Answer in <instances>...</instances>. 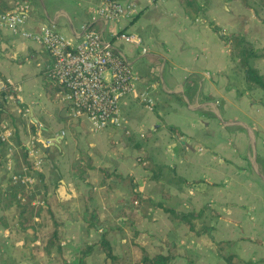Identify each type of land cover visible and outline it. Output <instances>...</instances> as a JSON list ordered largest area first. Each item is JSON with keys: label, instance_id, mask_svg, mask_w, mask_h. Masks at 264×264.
<instances>
[{"label": "crops", "instance_id": "crops-1", "mask_svg": "<svg viewBox=\"0 0 264 264\" xmlns=\"http://www.w3.org/2000/svg\"><path fill=\"white\" fill-rule=\"evenodd\" d=\"M5 1L9 5L6 11L16 7L15 0ZM121 1L136 3L139 13L132 19L104 22L99 16L93 19V9L101 0H66L64 4L53 2V5L50 1V5L42 8L33 4L24 27L39 31L45 25L54 24L66 36L76 38L82 24L93 22L108 39L120 31L140 35L146 53L134 44L114 40L118 50L130 61L139 82L137 92L127 97L132 102H123L125 97L120 102L125 118L122 127L110 128L127 133L138 129L143 137H150L155 156L145 157L149 165L143 166L144 162L133 165L129 172L133 186L117 199L109 194L117 189V184L108 180L123 172L100 167L103 196L97 201H83L75 213L73 202L80 190L66 181L59 187L51 183L46 187L34 186L32 191H37L34 199L26 197L29 193L25 187L11 182L8 165L11 162L15 170L25 165L20 154L25 152L24 145L32 137L24 138L20 130L22 146L11 139L12 149H3L0 163V264H59L56 247L50 253L35 248L40 245V240H34L39 223L51 220L48 209L64 222V250L65 242L81 237L83 228L87 229L85 219L93 209L105 226L112 221L121 228L131 218L127 212L135 204H139L137 216L143 220L162 217L165 232L176 228L174 241L167 243L179 246L183 237L196 236L165 208L170 207L177 213L203 211L199 221L209 225L210 231L205 235L210 240L218 239L213 229L217 219L236 223L237 228L244 225L247 233L240 238L245 237L246 242L257 239L254 243L263 246L264 251V90L248 83L246 69L225 40L230 33H239L256 48L264 49V12L263 15L258 12L261 21L246 2L219 0L220 4L224 2L221 6L227 16L236 14L242 21L241 28L236 29L237 26L223 27L216 21L212 16L214 6L196 15L191 11L189 0ZM168 4L177 7L168 8ZM258 60L264 57L254 58L251 64L260 72ZM51 61L42 45L0 27V82L7 86L12 81L21 87L20 91L10 88L8 93L23 92L18 101L28 106L31 121L37 126L34 135L40 140L38 145L43 157L60 172L49 156L54 149L62 151L63 147L75 146L79 138L73 133L85 135L91 142L88 129L105 135L112 131L110 128L94 131L87 119L71 116L67 102L62 99V87L49 77ZM143 90L154 101L151 109L140 99ZM258 91L259 97H256ZM153 164L157 165L153 167ZM156 168L157 180L153 179ZM48 169L45 167L44 173ZM155 186L160 189L156 197L151 192ZM253 189L255 193H249ZM45 190L48 204L43 203ZM24 195L26 198L21 197ZM156 203L164 209L156 207ZM145 204L147 211L143 209ZM73 221L80 223L77 231L70 228ZM146 221L142 226L147 225ZM253 221L257 223L256 230L251 229ZM146 230L141 234L148 235ZM159 230L152 232L157 240L163 238ZM180 254L173 261L185 260V255Z\"/></svg>", "mask_w": 264, "mask_h": 264}, {"label": "rangeland", "instance_id": "rangeland-1", "mask_svg": "<svg viewBox=\"0 0 264 264\" xmlns=\"http://www.w3.org/2000/svg\"><path fill=\"white\" fill-rule=\"evenodd\" d=\"M50 1L52 2L51 5H53V2L64 4L66 0H17L14 2L16 6L21 3L28 2L31 7L33 4H36L39 6V8H42L44 5H50ZM190 1L191 0H189L188 4H190L192 8L191 11L196 15L198 13L203 14L214 6L212 10V16L217 22H219V24L224 25L223 27L237 26L236 29L241 28L242 21L237 19V15L235 14L227 16L225 10L222 8L221 4H224V2L227 0H224V2L221 4L219 3V0ZM242 2H246L245 4L252 8L254 10L255 16L261 20L260 15L258 16V12H261L263 15L264 0H242ZM174 6L177 7L175 4L167 5L168 8H173ZM225 16H227L226 19ZM257 65L259 66L260 72L264 75V60H258ZM6 89L9 91V88ZM22 93L23 92L19 93L15 91L8 93L11 94L10 97L9 95L7 96L11 116L6 117V122H8L11 128L14 130L12 140L16 141L21 146L22 140L20 138V130H22L25 134L24 138H28L31 135L33 136L37 132V126L31 121L28 106L26 104H22V101H18V99L22 98ZM258 94L259 91L256 95ZM127 97L130 96L127 95L123 102L127 100L132 102V100ZM256 97H259V95ZM149 108L151 109L152 107ZM134 130L135 131L131 130L133 132L127 133L125 131L123 132L122 130H114L112 127V129L110 128L109 130L112 131V133L105 135L101 134L100 132H97L96 134L88 129V138L89 140L90 138L92 139L91 142L86 140L85 135L73 133L76 138L77 136L79 138L75 146H67L66 148L63 147L62 151L54 149V151L50 153L49 157L51 158V163H54V166L56 169H59L60 172L55 171L53 167H51V164L46 159H44L41 172H39L37 175L38 184L41 185L42 182H46L49 185L51 183L59 187L62 181H66L68 184L76 187L77 190H80V192H78V196L75 202H73L72 208L75 210V213H78L79 210H77V207L79 206L78 208H81V203H83V201H86L87 203L88 201H93V199L97 201L98 198L100 199L101 195L103 196V193L100 191V189H102L104 186H100V181L103 177L99 173V168L103 167L108 171H114L118 173L123 172L122 174H119L120 177L116 174L118 177L108 180L117 184V189H112L109 192L112 199H117L120 197V194L128 192V188L131 190V187L133 186L129 178L130 170L133 169L134 166L142 164L143 162V166L149 165V163L147 164V158L145 157L155 156L153 145L149 141L150 137H143L137 132L138 129ZM70 133L71 130H69V134ZM8 146H11V143H8L7 147ZM40 146L42 147V144ZM250 149H252V147H250ZM20 155L24 160V164L33 168L32 161L29 160L30 163H26L25 161V156L27 154L25 152H21ZM153 160L155 161L157 159L154 158ZM156 165L157 164H153V167ZM45 167L49 169L44 173ZM154 170L159 174V170L157 168ZM41 173L43 174L42 177H40ZM123 175H127V177L124 178ZM105 182L107 183L106 180ZM255 191V189L249 190V193L254 194ZM151 192L156 197V195L160 193L159 186H155ZM146 205L147 204L143 206L144 211H147ZM248 208H252L253 211L255 210V207L249 206ZM140 217L141 216H136L134 219H128L124 225L121 226V228L116 226V224H114L112 221L107 222V226L112 228V230L109 231V236L112 241L114 253L122 258V264H133L132 253L134 250V242H140L142 244L144 242L145 244L143 245H146L148 251L152 253L158 251L160 248H164L163 250L167 251V242L169 240L174 241L172 239L174 238V233H176V228L173 227L172 229L165 232L166 229L162 226L164 223L162 217H155L154 219L149 218L146 219L147 221ZM145 221L148 222L147 225L142 226V224H145ZM196 224L199 227L200 221L198 220ZM70 225L71 229L74 228V231H77V228H79L77 226L80 225V223L77 225L73 221V223ZM175 225L176 224L173 223V226ZM215 225L216 227H213L214 236L218 239L210 240L205 234L196 235L193 239L183 237V241L179 240L180 243L177 247L180 252L186 255L184 256L185 260L179 259L172 261L170 264H227L225 257L229 254H234L236 259L245 261H247V259L248 261L254 260V262H260L264 260V251H262L263 248H261L263 246H258L252 241L246 242L245 237L240 238L241 234L247 233L245 232L244 225L243 227L237 228L236 223L221 221L219 219H217ZM178 226L180 225L178 224ZM256 227L257 223L253 221L251 224V229L254 228V230H256ZM145 228H148V230L145 231L148 235L144 236L141 234V232ZM138 229H140V231ZM83 230L84 232L81 234V237H77L76 239L73 238V240H70L71 242H65L64 250L62 249L61 253L57 252L59 254H57V261L59 264H78V256L81 249L84 248L87 243L93 242L100 238L101 232L99 229L93 228L88 230L83 228ZM157 230L160 231V235L163 237L159 240L156 239V235L152 234V232H156ZM91 232L93 234L92 236L90 234ZM256 233L258 232L254 231V234ZM64 239L66 240V237H63V240ZM207 246H210V248H207ZM104 258V252L96 249L90 256L84 259L82 264H120L110 260L104 261Z\"/></svg>", "mask_w": 264, "mask_h": 264}, {"label": "built area", "instance_id": "built-area-1", "mask_svg": "<svg viewBox=\"0 0 264 264\" xmlns=\"http://www.w3.org/2000/svg\"><path fill=\"white\" fill-rule=\"evenodd\" d=\"M30 10L31 5L24 2L11 11L1 13L0 27L38 43L48 51L52 60L48 68L49 77L62 87V99L67 102L72 117L87 119L94 131L110 126L122 127L125 118L120 102L127 95L137 92L139 77L114 40L134 44L146 53L141 36L120 31L114 33V39H108L93 22L82 24L76 38L66 36L54 24L45 25L39 31H29L24 25ZM139 11L138 5L131 1L101 0L100 5L93 9V19L98 16L104 22L132 19ZM6 88L21 90L12 81H8L7 86L0 82V90ZM139 96L146 105L153 106L154 101L147 90H143ZM12 137V129L4 124L0 130V163L3 149L11 143ZM39 142L34 135L24 145L33 168L24 165L20 170H15L11 162L8 165L11 182L25 187L28 192H32L36 185L44 162Z\"/></svg>", "mask_w": 264, "mask_h": 264}, {"label": "trees", "instance_id": "trees-1", "mask_svg": "<svg viewBox=\"0 0 264 264\" xmlns=\"http://www.w3.org/2000/svg\"><path fill=\"white\" fill-rule=\"evenodd\" d=\"M17 1V0H15ZM9 9V5L5 0H0V14L7 12ZM225 40L229 45H231V52L233 55L239 59L240 65L246 69V78L249 84H255L264 90V75H262L256 68H254L251 64L254 58L264 57V49L256 48L249 40H247L243 35L239 33H230L225 37ZM8 91H0V130L4 124H7L10 128L8 122H6V117L11 116L10 106L7 99ZM12 129V128H11ZM12 131H14L12 129ZM14 135V133H13ZM46 159L45 157H43ZM26 163H30L31 158L26 155L25 156ZM30 160V161H29ZM43 174H40L42 177ZM159 174L154 170L153 179L157 180ZM41 185L44 187L47 186L46 182H42ZM38 186V182L35 187ZM37 191H32L27 196L29 199H34ZM26 195H24L25 197ZM43 203L48 204L47 199V190L44 191ZM26 198V197H25ZM19 200V199H18ZM156 207L164 209L162 204H155ZM167 211L171 212L177 219L183 221L186 225H188L190 231L195 235L208 234L210 231L209 225L201 223L198 227L196 222L202 217L203 211L200 212H181L177 213L173 208L165 207ZM139 205H134L128 212L131 218L134 219L138 215ZM47 213L50 215V222H40L39 229L36 230V237L34 240H40V245L35 247L39 251H44L45 253H50L52 248H57L58 252L62 251V240H63V225L64 222L57 217L52 209H48ZM85 225L87 229L95 228L101 229V235L98 240L87 243V245L81 249L78 256V264H82L84 259L90 256L96 249L104 252L105 258L104 261H112L118 262L122 264V258L114 253L112 241L109 236V231L112 230L110 226H105L104 222H101L99 219V215L97 214V210L93 209L91 211V215L88 219H85ZM254 242H258L257 239L253 240ZM167 251L163 249H159L156 252L150 253L147 249L146 245H141L138 242H134L133 247V264H170L175 258L180 256V252L178 250L177 245L167 243ZM186 256V255H185ZM225 261L227 264H264L263 261H245L241 259H236L234 254H229L225 257ZM64 264V263H62ZM191 264V263H189Z\"/></svg>", "mask_w": 264, "mask_h": 264}]
</instances>
